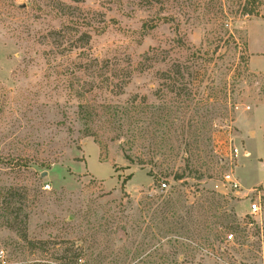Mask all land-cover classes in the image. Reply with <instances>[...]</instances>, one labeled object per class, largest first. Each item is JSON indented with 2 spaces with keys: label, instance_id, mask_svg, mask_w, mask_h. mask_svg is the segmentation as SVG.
I'll use <instances>...</instances> for the list:
<instances>
[{
  "label": "rangeland",
  "instance_id": "obj_1",
  "mask_svg": "<svg viewBox=\"0 0 264 264\" xmlns=\"http://www.w3.org/2000/svg\"><path fill=\"white\" fill-rule=\"evenodd\" d=\"M5 186L103 264H264V0H0ZM49 256L0 232V264Z\"/></svg>",
  "mask_w": 264,
  "mask_h": 264
},
{
  "label": "trees",
  "instance_id": "obj_2",
  "mask_svg": "<svg viewBox=\"0 0 264 264\" xmlns=\"http://www.w3.org/2000/svg\"><path fill=\"white\" fill-rule=\"evenodd\" d=\"M243 14L253 15L257 13L255 9H249L247 4L243 6ZM56 33V31L54 32ZM183 68H186L183 71ZM186 75H191L189 67L180 63L174 64L170 69L161 72L162 90L160 98L164 101L170 97L171 93L182 95L178 83L186 79ZM182 79V80H181ZM180 85V84H179ZM83 108V106H82ZM167 107H165L166 109ZM83 115V110H81ZM83 117V116H82ZM85 136H95V132L86 124L83 131ZM126 157L133 161L132 157L127 154ZM182 178V175L177 176ZM28 193L25 188L21 187H0V232L8 229L17 234L18 238L24 243L25 247L31 252H44L50 254V260L57 264H103V259L93 257L94 252L87 254L85 248L81 247L76 241H57L52 239L34 240L28 234L29 213L25 212L27 206ZM171 200L165 202V206H170ZM208 245H211L208 243ZM90 256V257H89ZM89 257V258H88ZM187 261V260H186ZM113 264H125L128 261L115 259ZM131 264H144L145 261H129Z\"/></svg>",
  "mask_w": 264,
  "mask_h": 264
},
{
  "label": "built area",
  "instance_id": "obj_3",
  "mask_svg": "<svg viewBox=\"0 0 264 264\" xmlns=\"http://www.w3.org/2000/svg\"><path fill=\"white\" fill-rule=\"evenodd\" d=\"M236 151H238V150H236ZM224 179H225L226 184L230 187L231 190H234L236 192L239 191L241 185H240L238 179L234 176L233 173H226L224 175ZM161 186L163 188H166L167 187V183L166 182H163L161 184ZM46 187L49 188L50 186L47 185ZM250 208H251V211L253 213H255V212H257V211L260 210V205L257 202H252L250 204ZM232 237H233V234H229V238H232Z\"/></svg>",
  "mask_w": 264,
  "mask_h": 264
}]
</instances>
